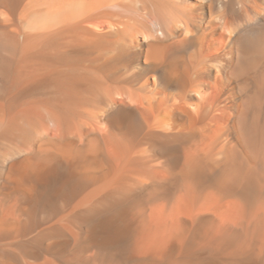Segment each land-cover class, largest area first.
<instances>
[{
    "label": "bare ground",
    "instance_id": "obj_1",
    "mask_svg": "<svg viewBox=\"0 0 264 264\" xmlns=\"http://www.w3.org/2000/svg\"><path fill=\"white\" fill-rule=\"evenodd\" d=\"M0 264H264V0H0Z\"/></svg>",
    "mask_w": 264,
    "mask_h": 264
}]
</instances>
